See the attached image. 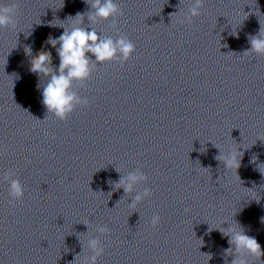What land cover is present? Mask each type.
<instances>
[{"label": "clouds", "instance_id": "9594fccd", "mask_svg": "<svg viewBox=\"0 0 264 264\" xmlns=\"http://www.w3.org/2000/svg\"><path fill=\"white\" fill-rule=\"evenodd\" d=\"M84 2L90 5V10L84 13L78 12L75 17L69 16L67 18L69 21L68 27H65L63 23L57 25L53 21L49 22L51 27L59 26L64 29L58 38L49 36L46 41L58 54V68L53 66L50 51L41 49L35 55H32L30 46L25 49L26 54L31 56L30 72L38 77L43 76L47 80V83L42 86V104L47 110L46 118L51 115L60 121H66L78 105L87 106L89 103L88 99H82L77 92L72 91L73 82H78L80 87H83L85 82L91 78L93 65L114 61L123 64L128 61L135 51V44L127 36L120 35L115 40L110 36L101 39L95 29L83 26L85 17L91 24H94L99 18L101 20L111 19L113 24L116 25L117 18L123 13L114 0H84ZM203 3L204 0H194L185 18L179 22L183 24L186 20L191 24L192 18L201 14L200 10L203 7ZM18 8L19 5L17 3L0 4V28L15 27L17 25ZM248 39L251 47L244 54L252 53L257 56H264V27H260L259 32L254 36H249ZM92 57L95 59L93 60ZM242 155L243 153L235 150L228 155H219L216 159L223 162L227 170L234 168L236 171L240 167V157ZM256 159L257 157L254 155L251 162L255 163ZM259 171L264 174L261 170ZM14 175L15 173L12 171L5 173V179L9 183V196L11 197L9 203L20 201L24 196V189L19 179L11 178ZM237 178L239 179L238 175ZM147 179L148 177L144 173L129 174L126 179L121 178L116 182L115 187H123L125 193H130L133 191L135 184L146 182ZM108 183L112 184L113 182L109 180ZM150 195L151 190L145 188L142 193L135 196L130 207L135 208L137 203ZM160 222L161 218L158 214L154 215L150 221L153 228L157 227ZM262 222H264V219H262ZM96 231L103 235L109 229L106 226H98ZM223 235L228 237L229 244V248L224 251V256L236 254L233 256L231 264H248L247 260L236 258V256L242 257L245 254L257 260H261L264 257V250H262L260 243L255 237L245 234L242 227L223 231ZM87 247L92 255L85 257L83 264H97L98 257L104 252L99 237L89 239ZM207 256L211 259L209 255ZM225 264H227V260Z\"/></svg>", "mask_w": 264, "mask_h": 264}]
</instances>
